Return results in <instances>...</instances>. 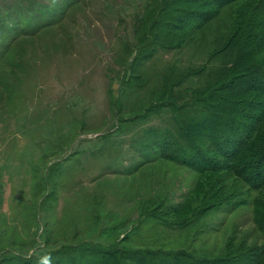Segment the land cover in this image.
Returning a JSON list of instances; mask_svg holds the SVG:
<instances>
[{"label":"rangeland","instance_id":"rangeland-1","mask_svg":"<svg viewBox=\"0 0 264 264\" xmlns=\"http://www.w3.org/2000/svg\"><path fill=\"white\" fill-rule=\"evenodd\" d=\"M156 1L0 0V264H264V192L189 164H229L212 139L233 130H209L226 109L264 149V96L231 95L234 64L264 69V17L245 30L264 6L198 29L193 0L148 31Z\"/></svg>","mask_w":264,"mask_h":264},{"label":"trees","instance_id":"trees-1","mask_svg":"<svg viewBox=\"0 0 264 264\" xmlns=\"http://www.w3.org/2000/svg\"><path fill=\"white\" fill-rule=\"evenodd\" d=\"M211 1V8L208 12V17L204 18L205 13H200L198 16V22L193 23L194 17L190 18V22L187 23V27L190 25H199L204 24L207 21H210L219 11V9L230 2L232 0H210ZM236 1V0H233ZM157 6L150 7L145 16L146 23H148L147 30L151 31L153 28L160 27L162 29L167 28L171 25V22L173 20V16L176 13L181 12L180 6L191 4L194 1L193 0H160L156 1ZM263 6H264V0H261ZM207 15V14H205ZM261 16L264 17V8L261 10L260 15L257 17H253L254 20H252V16L250 15V18H248V23L246 25L245 30L251 31L254 33L255 24L258 23V21L262 20ZM189 18V17H188ZM239 20V15L233 18V21ZM149 23L151 24L149 27ZM199 29V28H198ZM257 36L260 38H264V31L261 33L257 32ZM255 42H259L260 45L264 48V39L263 41H253L252 44ZM243 44V43H242ZM240 44L238 48L243 50V45ZM248 44V43H247ZM258 51L260 47H254L252 51H246L242 52V59L250 57L254 53H256V50ZM135 58H133L131 61H133ZM252 66L248 65H241L239 63H236L232 67V71H251L248 74L240 77L239 81L237 82V85H234L231 89V95L235 97H241L245 93H259L261 96H264V69L258 68L257 70H251ZM258 77L256 75L258 74ZM261 76V77H260ZM257 111L255 113H251V115H246V117H249L250 119H255L254 122L258 121L261 117L264 118V104L258 105ZM226 111H229V114H236L239 113L235 109H226L223 111H218L216 115H214L211 119L214 120V123L209 127V130H212L215 134L222 133V131L226 128H230L233 130L232 134H222L219 135L216 138H213L212 141L215 143H219V146H216L215 148H218L217 153L218 155L225 161L229 162V164L220 163L219 161H212L203 153H199V157L197 158V161L192 163V160H190L189 164L192 168L198 171H221L225 170L228 173H231L235 177L239 178L240 180L244 182H248L251 184L254 190L258 191L261 190L264 192V149H258L254 148L252 151L251 145L249 144V138L251 134L247 136H243L242 133L238 132V127L232 122H227L222 119V116ZM259 112L261 114L258 117ZM208 130V129H207ZM246 150V153L250 156V159H243L241 158L242 153ZM188 165V164H187ZM146 261V260H145Z\"/></svg>","mask_w":264,"mask_h":264}]
</instances>
